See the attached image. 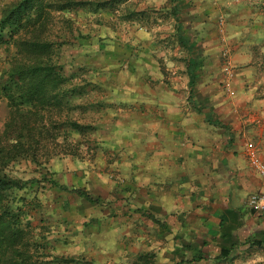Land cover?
<instances>
[{
    "label": "crops",
    "instance_id": "crops-1",
    "mask_svg": "<svg viewBox=\"0 0 264 264\" xmlns=\"http://www.w3.org/2000/svg\"><path fill=\"white\" fill-rule=\"evenodd\" d=\"M184 3L193 6L191 55L201 63L194 87L187 79L182 93L179 81L159 78L124 121L97 128L94 158L69 159L53 172L99 197V212L108 206L109 218H89L84 232H99L93 245L110 255L108 264L151 253L155 264L264 260V214L249 207L264 182L246 149L253 142L264 161V0ZM218 8L227 24L216 31ZM50 192L58 211L89 207L70 192Z\"/></svg>",
    "mask_w": 264,
    "mask_h": 264
},
{
    "label": "rangeland",
    "instance_id": "rangeland-1",
    "mask_svg": "<svg viewBox=\"0 0 264 264\" xmlns=\"http://www.w3.org/2000/svg\"><path fill=\"white\" fill-rule=\"evenodd\" d=\"M11 1L0 0V16L3 8ZM80 1L97 3L96 1L112 0ZM118 1L121 3L115 4L113 12L109 8L95 11L88 6L65 15L70 21L75 20L73 30L66 28L65 23L59 19V14H55V31L60 28V33H68L73 37L82 33L87 38L75 42L70 37L69 43L62 48L64 72L68 76L77 75L73 81L76 84L83 85L87 79L92 83L86 86L90 95L76 100L77 108L74 111L65 110L61 115L64 119L71 117L82 124L95 123L98 127L102 125L105 128L116 125L120 120H125L124 112L141 106L149 95V88H158L159 78L168 84L179 81L178 91L187 92L186 82L189 76L185 59L188 55L178 42L176 20L170 16V0ZM191 8L192 4L184 7L188 14L182 18V23L190 44L196 48ZM217 10L219 13L213 19L216 31L225 28L227 24L220 13L221 9ZM139 12H145L141 21L134 16ZM7 35L6 32L5 39ZM13 46L10 53L4 46H0L2 60L17 52ZM2 66L3 63L0 67ZM102 103L107 106L103 108ZM11 111L7 100L0 97V136L11 119ZM50 129L53 130L52 126ZM55 135L57 140L48 143L41 152L38 163L21 159L12 162L7 168L8 174L14 178L41 181L17 193L18 198L27 196L30 202L28 214L22 219V226L26 229L25 242L30 246L23 248L22 256L27 258L28 264H108L110 255L101 253V245H93L92 237H101L99 232L93 235L84 233L93 222V218H89L107 215L105 212H108V206H104L105 209L103 207L100 212L99 207L80 206H74L71 210L68 208L66 212L58 211L49 203L52 201L50 191L55 189L44 179L45 175L51 176L54 171H61L62 165H67L72 159L77 160L76 157L83 155L88 158L90 155L87 147L93 135L88 140V136L80 135L63 125ZM13 137L14 135L8 136L6 139ZM58 181L61 183L59 179ZM72 197L75 195L72 194ZM69 259L75 261L66 263ZM132 262L136 263V258ZM243 264H264V260L245 261Z\"/></svg>",
    "mask_w": 264,
    "mask_h": 264
},
{
    "label": "trees",
    "instance_id": "trees-1",
    "mask_svg": "<svg viewBox=\"0 0 264 264\" xmlns=\"http://www.w3.org/2000/svg\"><path fill=\"white\" fill-rule=\"evenodd\" d=\"M96 2L12 0L3 8L0 16V46H4L8 53L12 50V45L17 49L16 53L3 60L0 58V65L3 63L0 67V97L7 100L12 110L11 119L0 136V264H28L27 258L22 256L23 248L30 246L25 242L26 229L22 226V219L28 214L30 202L27 196L18 198L17 193L41 182L37 179L24 180L10 176L7 171L9 165L21 159L38 163L41 152L48 143L57 140L55 133L59 132L62 125L80 135L88 136V140L93 135L87 153L91 159L95 157L92 143L98 125L82 124L71 117L64 119L61 116L65 110L74 111L77 108L75 101L91 93L86 91V86L92 84L91 80L87 79L83 85L76 84L73 81L78 76L66 75L61 61L62 48L71 38L75 42L87 38L82 33L74 37L68 33H60V28L55 31V14H59V19L65 23L66 28L73 30L75 20L70 21L65 15L88 6L95 11L109 8L113 12L115 4L121 3L118 0ZM170 2V16L176 20L175 31L179 45L188 55L185 63L190 79L189 86L194 87L196 72L201 63L192 58L193 46L182 23V18L188 14L184 11L186 4L184 0ZM134 16L141 21L145 12L136 13ZM6 32L8 35L5 39ZM101 106L105 108L107 105L102 103ZM45 122L49 124L46 125ZM51 126L53 130L50 129ZM12 135L13 138L6 139ZM76 158L82 159L84 156ZM55 176V173L44 176L54 189L78 196L89 207L101 205L99 197H92L85 189L69 188L61 184ZM74 261L69 259L65 262ZM135 264H155V255H141Z\"/></svg>",
    "mask_w": 264,
    "mask_h": 264
},
{
    "label": "built area",
    "instance_id": "built-area-1",
    "mask_svg": "<svg viewBox=\"0 0 264 264\" xmlns=\"http://www.w3.org/2000/svg\"><path fill=\"white\" fill-rule=\"evenodd\" d=\"M246 149L252 168L264 182V161L260 158L256 145L253 142H248ZM249 207L256 214H264V191L254 193L250 197Z\"/></svg>",
    "mask_w": 264,
    "mask_h": 264
}]
</instances>
